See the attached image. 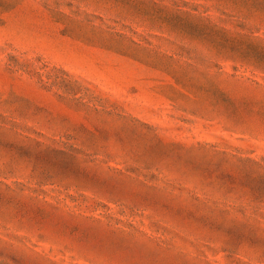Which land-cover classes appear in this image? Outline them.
Masks as SVG:
<instances>
[{
    "label": "rangeland",
    "instance_id": "374dc122",
    "mask_svg": "<svg viewBox=\"0 0 264 264\" xmlns=\"http://www.w3.org/2000/svg\"><path fill=\"white\" fill-rule=\"evenodd\" d=\"M0 264H264V0H0Z\"/></svg>",
    "mask_w": 264,
    "mask_h": 264
}]
</instances>
